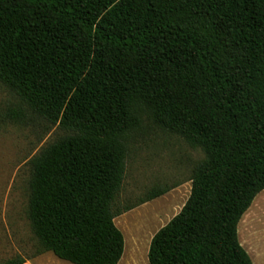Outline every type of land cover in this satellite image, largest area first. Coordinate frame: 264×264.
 Masks as SVG:
<instances>
[{"label":"trees","instance_id":"16d2710c","mask_svg":"<svg viewBox=\"0 0 264 264\" xmlns=\"http://www.w3.org/2000/svg\"><path fill=\"white\" fill-rule=\"evenodd\" d=\"M0 82L67 133L31 161L37 253L4 264L120 262L114 202L144 118L205 155L149 264H253L238 226L264 191V0H0Z\"/></svg>","mask_w":264,"mask_h":264},{"label":"rangeland","instance_id":"374dc122","mask_svg":"<svg viewBox=\"0 0 264 264\" xmlns=\"http://www.w3.org/2000/svg\"><path fill=\"white\" fill-rule=\"evenodd\" d=\"M144 119L142 127L131 134L125 178L114 202V209L122 212L115 223L125 236L123 264H149L154 235L188 201L193 169L205 157L202 149ZM66 134L0 82V264L37 253L39 243L28 217L31 161ZM155 187L169 191L142 203ZM240 233L253 264H264V191L244 215Z\"/></svg>","mask_w":264,"mask_h":264},{"label":"crops","instance_id":"0c3cea01","mask_svg":"<svg viewBox=\"0 0 264 264\" xmlns=\"http://www.w3.org/2000/svg\"><path fill=\"white\" fill-rule=\"evenodd\" d=\"M251 208V207H250ZM249 208V209H250ZM248 212V211H247ZM246 214V213H245ZM244 214V215H245ZM243 215V217H244ZM243 217L239 223V226H238V237H239V241L241 243V245L244 247L245 249V246L244 244L242 243V239H240V227H241V222L243 220ZM125 237V236H124ZM150 248V247H149ZM246 250V249H245ZM247 252H249L248 250H246ZM135 254H137V251L135 250ZM250 254V253H248ZM125 256H126V252L124 251V254H123V257L121 258L120 262L118 264H123V261L125 259ZM149 261V260H148ZM147 261V262H148ZM24 264H72L71 262L69 261H66V260H63V259H60L59 257H57L53 252H47V253H44L42 255H39V256H36V257H33V258H30V259H27V261L24 263Z\"/></svg>","mask_w":264,"mask_h":264}]
</instances>
